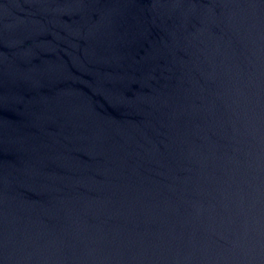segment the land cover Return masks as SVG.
<instances>
[{"label": "water", "instance_id": "obj_1", "mask_svg": "<svg viewBox=\"0 0 264 264\" xmlns=\"http://www.w3.org/2000/svg\"><path fill=\"white\" fill-rule=\"evenodd\" d=\"M0 264H264V0H0Z\"/></svg>", "mask_w": 264, "mask_h": 264}]
</instances>
